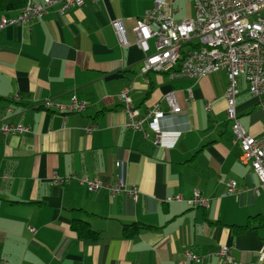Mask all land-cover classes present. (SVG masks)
I'll return each instance as SVG.
<instances>
[{
    "label": "crops",
    "instance_id": "1",
    "mask_svg": "<svg viewBox=\"0 0 264 264\" xmlns=\"http://www.w3.org/2000/svg\"><path fill=\"white\" fill-rule=\"evenodd\" d=\"M153 4L85 0L60 12L56 2L41 19L0 30V125L29 127L0 132V264H231L207 255L221 245L239 264H260L264 193L256 191L257 176L231 142L226 74L192 79L168 71L142 73L145 53L132 28ZM113 20L122 21L128 45L120 44ZM153 51L151 41L147 54ZM126 86L141 113L174 92L181 111L162 121L158 143L149 129L144 137L125 127L119 93ZM238 88L239 120L258 136L264 111L251 95L239 99L248 91L243 77ZM70 94L85 101L84 110L41 107L45 99L68 104ZM90 124L97 130L86 134L83 127ZM53 171L105 182L118 173L127 186L138 187L139 198L88 191L74 180L53 184ZM228 181L236 182L237 191L223 195ZM194 189L209 198L208 207L188 204ZM175 195L180 199L167 200ZM255 216L248 228L237 229ZM74 219L87 222L98 238H79ZM133 222L146 226L124 237L123 225ZM186 249L206 257L192 262Z\"/></svg>",
    "mask_w": 264,
    "mask_h": 264
},
{
    "label": "built area",
    "instance_id": "2",
    "mask_svg": "<svg viewBox=\"0 0 264 264\" xmlns=\"http://www.w3.org/2000/svg\"><path fill=\"white\" fill-rule=\"evenodd\" d=\"M85 0H28L13 17L0 16V30L6 26L16 25L31 19H41L56 2L60 3V12L80 7ZM175 0H154L136 20L132 32L136 45L145 53L140 67L142 73L149 71L169 72L171 76L199 79L209 73L224 71L227 77L224 98L225 115L231 125V142L239 147L238 158L242 163H249L258 178L257 192L264 193V132L258 136L250 135L239 120L237 96L239 78L247 83L251 97L259 101L264 111V0H193L194 17L175 19L177 10L173 8ZM112 25L121 45H128L126 30L120 20H113ZM152 41L154 51L147 54ZM130 86L119 93L123 111L126 113L125 127L133 132H140L148 137L149 129L153 141L158 143L164 127L162 121L169 114L181 111L174 92L162 95L159 101L143 113L133 104ZM18 95L14 97L17 99ZM41 107L60 113L80 112L85 109V101L75 94L69 95L68 104L45 99ZM83 130L91 134L97 130L96 124L85 125ZM29 127L22 124H2L0 132L15 134L28 132ZM118 165V163L116 164ZM76 181L88 191H105L110 197L125 193L138 201L137 186H127L116 173L113 182H105L98 177L77 176L76 174L59 175L53 171V184H68ZM237 191L236 182L228 181L223 195ZM178 195L167 200H179ZM193 207L209 206V198L203 196L199 189H194L187 200ZM33 231V228H30ZM185 258L200 262L206 255H198L191 249L185 250ZM224 258L231 264H239L231 254L230 248L221 245L218 250L208 252ZM257 262L264 264V241L259 250ZM185 260L179 261L184 264Z\"/></svg>",
    "mask_w": 264,
    "mask_h": 264
},
{
    "label": "trees",
    "instance_id": "3",
    "mask_svg": "<svg viewBox=\"0 0 264 264\" xmlns=\"http://www.w3.org/2000/svg\"><path fill=\"white\" fill-rule=\"evenodd\" d=\"M28 0H0V14H5L13 11H18L22 8ZM258 216L251 217L248 223L243 226H238L237 229L245 230L249 227V223L256 219ZM146 225L140 222H133L123 225L122 233L124 237H132L137 234ZM72 228L76 231L79 238L95 240L98 238V232L93 230L91 226L80 219H74L72 222Z\"/></svg>",
    "mask_w": 264,
    "mask_h": 264
},
{
    "label": "rangeland",
    "instance_id": "4",
    "mask_svg": "<svg viewBox=\"0 0 264 264\" xmlns=\"http://www.w3.org/2000/svg\"><path fill=\"white\" fill-rule=\"evenodd\" d=\"M173 8L175 10L178 11L177 14H175V19L179 20L181 18H185V17H194L195 15V11L193 8V0H175L173 2ZM243 89V87H242ZM244 91L243 94H241L240 96V100L245 98V100H249L250 98V94L248 93V91L246 90H242ZM245 113L242 115L244 116Z\"/></svg>",
    "mask_w": 264,
    "mask_h": 264
}]
</instances>
